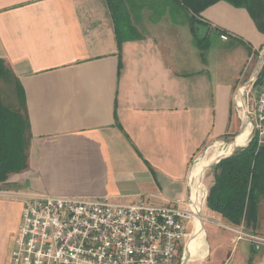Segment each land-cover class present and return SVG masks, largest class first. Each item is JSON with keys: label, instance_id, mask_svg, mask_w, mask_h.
<instances>
[{"label": "crops", "instance_id": "crops-1", "mask_svg": "<svg viewBox=\"0 0 264 264\" xmlns=\"http://www.w3.org/2000/svg\"><path fill=\"white\" fill-rule=\"evenodd\" d=\"M123 9L134 30L120 47L107 0H0V59L24 88L31 131L27 169L0 181V264H13L29 196L175 206L193 195L198 153L242 129L237 49L218 50L212 64L210 47L183 36L176 16L153 25ZM202 20L251 51L264 45L246 9L219 1ZM240 227H205L200 264H264V250L237 240Z\"/></svg>", "mask_w": 264, "mask_h": 264}, {"label": "built area", "instance_id": "built-area-1", "mask_svg": "<svg viewBox=\"0 0 264 264\" xmlns=\"http://www.w3.org/2000/svg\"><path fill=\"white\" fill-rule=\"evenodd\" d=\"M222 38L227 40L226 35ZM243 99L253 137L262 145L264 84L254 104L250 105L247 97ZM190 198L166 206L143 201L118 203L108 197L29 196L24 203L12 262L179 264L182 243L195 227L197 213ZM235 232L238 241H249L256 250L264 247V236L243 228Z\"/></svg>", "mask_w": 264, "mask_h": 264}, {"label": "trees", "instance_id": "trees-1", "mask_svg": "<svg viewBox=\"0 0 264 264\" xmlns=\"http://www.w3.org/2000/svg\"><path fill=\"white\" fill-rule=\"evenodd\" d=\"M107 1L116 21L121 47L122 36L126 30L122 22L124 7L121 0ZM173 1L186 10L191 33L200 49L210 47L208 35L200 34V28L208 27V23L202 20V12L219 1L246 9L258 31L264 34V0ZM129 30H134L133 26L130 25ZM215 31L220 36L227 32L220 28H216ZM3 81L11 82L13 85L18 101L17 109H12L4 103L1 95ZM263 84L264 66L254 85L261 88ZM30 140L31 131L26 113L24 88L12 70L0 59V181L7 179L12 173H20L27 169ZM213 173L214 183L206 200L208 208L233 225L244 224L255 229L259 221V203L264 197V144L259 145L256 137H253L245 147L214 165Z\"/></svg>", "mask_w": 264, "mask_h": 264}, {"label": "rangeland", "instance_id": "rangeland-1", "mask_svg": "<svg viewBox=\"0 0 264 264\" xmlns=\"http://www.w3.org/2000/svg\"><path fill=\"white\" fill-rule=\"evenodd\" d=\"M121 1L123 4V7L124 5H126V10L130 14V17L132 18L133 22L143 21L142 19H146V20L150 19L152 20L151 24H153L159 20L164 21L165 18L173 15V16H176L178 19V28L180 32L183 34V36L185 35V37L186 36L192 37L190 28H189V23H188V14L186 10L183 7L179 6L173 0H121ZM125 16L126 14H123V17ZM124 19L125 18H122V20ZM153 28L156 29V26H154ZM157 29H160V27ZM210 29L211 28L209 26V32H207V30L200 28V34L201 35L203 33L208 34V40L210 43L209 57L211 59L212 64L216 62V59L214 58H216V54L218 50L220 54V51H222L223 49L226 50L229 48H234V49H237L236 51H238L239 53L235 55V59L237 58V62L235 63V69L237 71L239 70V72L242 73V77H241V84L239 86L240 89L238 88L237 91L235 92L236 95H235V101L233 105V111L238 116V112H237L238 103H236L237 101L236 96L238 94V91L243 89L244 91L243 98L247 97L248 103L250 105L255 103V100L257 96L259 95L260 87L257 85H254V83L257 79L259 72L264 66V60L262 61L260 60V56L264 52V45L260 47L258 51L256 52L255 50L251 51L252 48L250 45H248L244 41L243 43L241 39H240L241 41H239V39L236 37H233L232 34H229L228 32L224 33L227 36L228 42H223L219 38L220 35L215 31L216 27L212 28L211 31ZM130 32L133 33V30H130V31L125 30L124 33L129 34ZM237 42L238 43L241 42L245 46L242 44H241L242 46H238ZM240 62H241V65L239 69ZM12 90L14 92L11 82H2L1 95H2L3 100L9 103L10 107L11 106L13 107L12 96H11ZM247 93H248V96H247ZM14 96H15V93H14ZM16 106L17 105L15 104V97H14V109H16ZM238 108L240 112L239 105H238ZM240 116L238 117L237 121H238L239 126H242V129L239 131L237 130V132H235L234 134H231L230 137L226 138L225 140L215 141L211 144L206 145L202 149V151L198 153L196 159L194 160V163H192L190 175L193 174V169L197 165V162L200 161V159L203 158V156H206L208 151L213 150L214 148H217V146H215V143H222L219 147L223 149V148H226L227 144H230L232 141L235 140V138L239 135V133L243 130L245 126L244 118H246L247 120L249 118L247 117L246 114L244 118ZM248 124H250V122ZM252 138H253V133L251 129L248 140L246 141L245 145L231 147L230 152L234 149L235 150L231 152L230 155H232L236 150L245 147ZM213 166L214 165H211V164L207 166V168L203 171L202 176L198 179L200 181L199 183L201 185L200 187L202 190L198 191V189L200 188L198 186L197 191L202 192L201 194L203 195L205 194L204 213H203L204 219L202 222L203 229H204V237L202 240L203 245L201 248H199L196 254L190 256L186 264H200L202 262H205L206 259L209 257V249H208V244H207V239H206L205 227H229L233 225L231 223L229 224V222L226 219H224L221 215H219L218 213L211 211L207 206L206 200H207V195L210 189V183L212 180ZM192 184H193V181H192ZM240 226L242 225H238V226L234 225V227H240ZM240 228H243L245 231L249 233H256V234H260L264 236V197L260 200V203H259V221H258L257 227L255 229L254 228L252 229V227L249 229V227L243 224V227H240ZM257 228L258 230L256 232L253 231V230H256ZM194 229L195 227H192L191 231L189 232L188 238L185 240V242L182 243L183 245L181 246L179 250V264L183 263V260L186 254L187 242L193 235ZM242 241L246 242L245 240H242ZM263 250H264V247L258 251H263Z\"/></svg>", "mask_w": 264, "mask_h": 264}, {"label": "bare ground", "instance_id": "bare-ground-1", "mask_svg": "<svg viewBox=\"0 0 264 264\" xmlns=\"http://www.w3.org/2000/svg\"><path fill=\"white\" fill-rule=\"evenodd\" d=\"M243 89L239 90L238 95H237V103L240 107V114L241 117L244 118L246 114V106L243 101ZM245 121V126L243 130L239 133V135L235 138L234 141H232L230 144H227L226 148H220L219 146L222 143H215V146L217 148H214L213 150L208 151L207 155L203 158L200 159V161L197 162V165L193 169V174L191 175V179L193 181V195L190 198L191 200V205L196 211V221H195V229L194 233L187 242V248H186V253L190 254L191 256L196 254L199 250V248L202 247L203 245V237H204V229H203V223L201 221V213H203V203H204V196L205 194H201L202 192H198L199 190L201 191V185L200 181L198 180L207 166L210 164L216 162L220 157L228 155L230 153L231 147L234 146H243L245 145L246 141L248 140L251 126L248 124V120L244 118ZM195 183V184H194ZM198 183V184H197ZM198 186L200 187L198 189ZM192 188V187H191ZM198 189V191H197Z\"/></svg>", "mask_w": 264, "mask_h": 264}, {"label": "water", "instance_id": "water-1", "mask_svg": "<svg viewBox=\"0 0 264 264\" xmlns=\"http://www.w3.org/2000/svg\"><path fill=\"white\" fill-rule=\"evenodd\" d=\"M260 60H261V61L264 60V52L261 54V56H260ZM230 154H231V153H230ZM230 154L220 157L216 162L212 163L211 165H216L217 163H219V161H220L221 159H223V158L229 156ZM201 221L203 222V218H202V217H201ZM190 256H191L190 254L186 253L182 264H186V262L188 261V259L190 258Z\"/></svg>", "mask_w": 264, "mask_h": 264}]
</instances>
